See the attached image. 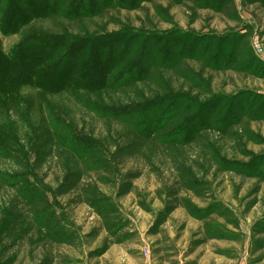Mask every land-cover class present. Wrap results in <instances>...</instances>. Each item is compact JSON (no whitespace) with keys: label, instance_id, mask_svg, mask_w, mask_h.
Listing matches in <instances>:
<instances>
[{"label":"rangeland","instance_id":"rangeland-1","mask_svg":"<svg viewBox=\"0 0 264 264\" xmlns=\"http://www.w3.org/2000/svg\"><path fill=\"white\" fill-rule=\"evenodd\" d=\"M90 1L0 19L97 57L0 100V264H264V0Z\"/></svg>","mask_w":264,"mask_h":264},{"label":"trees","instance_id":"trees-1","mask_svg":"<svg viewBox=\"0 0 264 264\" xmlns=\"http://www.w3.org/2000/svg\"><path fill=\"white\" fill-rule=\"evenodd\" d=\"M43 0H27V4L31 7L32 12L37 11L38 7L42 9L44 6ZM82 1L80 4L82 6L91 5L92 2L90 0H80ZM18 0H0V19L1 17L7 16V25H11L15 22L14 18L17 15V6L15 7ZM40 3L41 5H38ZM86 3V4H85ZM10 5H13L12 7ZM10 6V8H9ZM36 9V10H35ZM39 9L43 13H47V8H43V10ZM90 9H93V7ZM84 10L83 7L80 8L79 13H82ZM7 11L8 14H7ZM38 11V12H39ZM81 11V12H80ZM87 13V12H86ZM9 20V21H8ZM12 21H14L12 23ZM132 33H128L131 36ZM133 37L135 46H132L133 51L137 52L141 45L135 42V38H138L136 34ZM128 39V38H126ZM37 41H40V44L51 45L52 48L50 51L45 52V49L41 51V53L35 56L32 53L29 54L28 47L25 44L24 46L19 42L14 45L9 53L5 54L0 49V100L1 101H9L10 99H14L15 102L21 99L20 89L25 86H33L38 90L47 89V81L44 80L48 76V73L51 72L54 68L57 70V66L59 60L63 57L67 61V65L76 69V71L92 72L93 68H91L92 60H95V53L91 49L90 40L88 38H78L72 35L63 34L61 36L40 34L36 37ZM79 44H83L88 47V50L84 51L79 49ZM66 51L64 56L60 55L61 51ZM60 58V59H57ZM112 58L108 59L106 63L110 67L113 63ZM67 69H65L66 72ZM64 72V73H65ZM86 76L85 74L83 77ZM18 77V78H17ZM103 78L100 79L101 84H99L96 88L101 87L103 85ZM76 83V82H75ZM66 88L77 90L85 89V90H95V86L92 81H85L83 85L75 87L72 83H68ZM77 88V89H76Z\"/></svg>","mask_w":264,"mask_h":264}]
</instances>
